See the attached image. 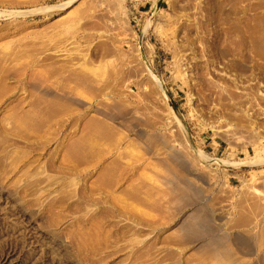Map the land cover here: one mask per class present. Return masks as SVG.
Masks as SVG:
<instances>
[{
  "label": "rangeland",
  "instance_id": "obj_1",
  "mask_svg": "<svg viewBox=\"0 0 264 264\" xmlns=\"http://www.w3.org/2000/svg\"><path fill=\"white\" fill-rule=\"evenodd\" d=\"M0 264H264V0H0Z\"/></svg>",
  "mask_w": 264,
  "mask_h": 264
}]
</instances>
